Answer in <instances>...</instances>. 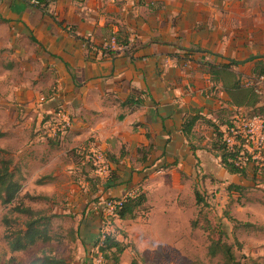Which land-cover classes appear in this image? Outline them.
<instances>
[{"label": "crops", "instance_id": "1", "mask_svg": "<svg viewBox=\"0 0 264 264\" xmlns=\"http://www.w3.org/2000/svg\"><path fill=\"white\" fill-rule=\"evenodd\" d=\"M112 33L132 48L103 56L99 46ZM262 55L264 0H47L44 7L0 0L1 148L11 151L24 192L52 203L42 186L69 181L73 211L86 206L82 180L93 181L78 153L92 146L118 160H109L118 176L101 187L93 181V194L141 188L149 203L152 192L184 184L193 195L203 193L198 184L242 191L264 184L228 171L213 148L215 130L244 108L203 67L243 61L231 70L248 76L261 60L250 58ZM60 108L71 124L52 134ZM193 116L200 118L188 124ZM132 169L140 177L134 173L127 190ZM30 180L41 190L25 189Z\"/></svg>", "mask_w": 264, "mask_h": 264}, {"label": "rangeland", "instance_id": "2", "mask_svg": "<svg viewBox=\"0 0 264 264\" xmlns=\"http://www.w3.org/2000/svg\"><path fill=\"white\" fill-rule=\"evenodd\" d=\"M228 120L229 118L227 122ZM45 130L44 128L41 132H47ZM1 144L0 141V148ZM88 150L89 148L80 149L78 156H81L82 160L79 163L89 170L90 178L101 187L102 183L109 180L111 172L109 169L107 173L104 172L102 161H98ZM98 153L102 154L107 162L104 153L96 149V155ZM32 182L33 180H30L25 184V189L33 192L41 190ZM92 182L82 180V190L91 189ZM198 185L208 206H197L191 186L184 184L175 188L168 187V191L161 195L158 191L152 192L147 203L148 211L136 218H115L113 221L106 212L105 198L117 196L97 191L89 201L87 200L83 209L77 207V210L73 211L76 206L68 204L67 199L70 195L69 181L63 179L59 184L42 186L46 193L53 196L52 203L50 201L48 206L51 211L52 204L70 210L52 221L53 231H62L61 239L37 242L16 252L9 250L6 235L17 230L22 219H18L16 212H12L15 202L4 204L0 200V264H32L34 259L42 256L43 251L46 255L63 258L65 264H113L112 258L104 259L98 247L94 245L99 236L102 237L106 232L114 233L125 245L126 249L117 264H131L133 260L137 264H215L220 258L208 254L209 235L217 238L219 227L224 231L223 239L232 245L242 264H254L257 260L264 264V184H251L253 187L244 191L233 188V185L229 189L226 185ZM97 189L99 190L98 187ZM25 204L33 207L47 206L44 202L30 200H25ZM5 217L10 227L5 226ZM232 218L249 222L253 227H236ZM74 228L81 230L86 236L85 241L72 237L69 240L64 237L66 235H62L66 234V230ZM237 240L241 246H238Z\"/></svg>", "mask_w": 264, "mask_h": 264}, {"label": "trees", "instance_id": "3", "mask_svg": "<svg viewBox=\"0 0 264 264\" xmlns=\"http://www.w3.org/2000/svg\"><path fill=\"white\" fill-rule=\"evenodd\" d=\"M37 6H46L47 0H36ZM115 36L116 42L119 46L126 47V49L132 48L129 40L122 41L117 34L112 33L109 36ZM116 50H109L107 52H103V56H113L117 54ZM254 58H261L260 61L256 62V66L250 75H239L231 70V66L243 63V61H235L229 60L226 64H214L211 62H203L204 70L211 75V77L218 81L221 80L223 83V87L226 93L230 96L233 101L235 107H243L244 112L248 114H261L264 117V106L261 103L263 94H259L255 92L254 86H245L243 80L245 78H259L260 76H264V55L262 56H254L251 57L250 60ZM193 58L191 55L186 54L184 58V63L191 62ZM134 102V99L130 98L126 103ZM53 121L55 120V116L51 117ZM200 116H193L187 122L188 124H193ZM227 123V122H226ZM185 132V131H184ZM186 134L189 131L185 132ZM57 134V133H56ZM57 137L53 138L56 140ZM213 148L216 149L220 155L221 163L224 167L232 172L239 173L242 175H250V179L257 183V180L264 181V167L257 166L254 162H249L245 167L239 168L233 164V159L235 158V152H232L227 149L226 145L222 142L221 132L219 130H215L214 140H213ZM107 162L109 166V172L111 175L109 179H113L117 177L118 174L113 171V168L110 164L109 160H114L117 164L118 160L116 158L107 157ZM134 173L136 176L140 177V172L136 170H130L128 175L129 177L126 180V183L129 187V190L133 184L129 185L134 178ZM260 177H257V175ZM22 180L23 175L13 164V158L11 155V151L7 148H0V200L4 204H14L12 206V212H16L18 215V219H22V223L20 224L17 230H13L14 232H9L6 235L7 244L9 250L11 252H16L20 250H24L37 242H51L58 241L61 239L60 232L53 231L52 229V221L54 218L61 216L62 214L55 213L48 208L50 205L51 198L45 194L41 193H29L27 191H22ZM256 185V184H253ZM95 186V184H94ZM94 189V188H93ZM96 189V188H95ZM94 189V190H95ZM91 191V190H90ZM87 189L82 190L81 186L79 189V196L86 198L88 201L91 199L93 192H90ZM194 197L197 206H208L207 202L203 194L194 188ZM110 198V196H106L105 199ZM25 200H30L31 202H44L46 207H33L30 204H25ZM148 211L147 205V195L145 191L141 188L134 191L133 195H127L122 201L121 204L115 207L114 214L110 216V219L113 221L115 218L124 219L128 218H136L141 213H145ZM227 215V214H226ZM6 220L5 226L10 227L7 221V217L4 218ZM238 226L253 227V225L249 222H241L236 218H232ZM78 228L66 230V234H62L65 238H79L85 241V235L80 232ZM225 236L224 231L219 227V236L217 238L209 235V245H208V254L211 257H219L220 259L215 264H242L241 260L237 258L235 255L232 245L223 239ZM238 246H241L239 241H236ZM94 245L98 247V251L101 252L103 258H112L113 264H117L120 255L125 251V245L121 243V241L114 235L112 232H106L104 235L94 242ZM41 257H37L32 261V264H65V260L63 258L46 255L45 251H43ZM111 256V257H109ZM264 259V256H263ZM131 264H137L135 260L131 262ZM192 264H205L203 262H194ZM254 264H262L259 263L258 260L254 262Z\"/></svg>", "mask_w": 264, "mask_h": 264}, {"label": "built area", "instance_id": "4", "mask_svg": "<svg viewBox=\"0 0 264 264\" xmlns=\"http://www.w3.org/2000/svg\"><path fill=\"white\" fill-rule=\"evenodd\" d=\"M32 4H37L36 0H29ZM120 47L116 42L115 36H108L99 46V52L116 50ZM245 86H254L255 92L264 93V76L259 78H245ZM55 120L52 125V134L65 132L70 127V118L67 112L60 108L56 110ZM222 142L227 149L235 152L233 164L239 168L245 167L249 162H254L257 166L264 167V117L261 114H248L243 110H238L232 114L228 122L220 129ZM96 149L92 146L88 151L102 161L104 172L107 173L109 166L104 160L102 154L96 155ZM98 150V149H97ZM100 152V151H99ZM134 192H128L120 197H110L105 201L106 212L109 216L114 214L115 207L121 204V201L127 195H133ZM104 233L102 234V236Z\"/></svg>", "mask_w": 264, "mask_h": 264}]
</instances>
